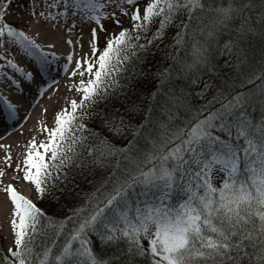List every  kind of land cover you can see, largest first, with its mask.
<instances>
[{
  "label": "snow or ice",
  "instance_id": "1",
  "mask_svg": "<svg viewBox=\"0 0 264 264\" xmlns=\"http://www.w3.org/2000/svg\"><path fill=\"white\" fill-rule=\"evenodd\" d=\"M13 2L0 0V44L7 37L30 55L39 53L38 59L47 63L46 54L23 31H18L7 22L6 17L11 14L9 10ZM111 2L117 5L121 15L129 18L131 29L123 27L116 12L109 15L100 12L105 7L101 0H83L82 7L77 0H52L49 4L50 8L61 5L80 7L96 27L90 29L89 53L76 59L75 67L71 70V76L80 79L74 82L69 91L78 93L79 100H68L66 106L55 113L52 127L42 126L41 132L46 140L37 142L35 137L29 140L22 162L15 166V171L23 175L18 174L13 179L29 183L40 199L54 196L58 183L67 178L71 168H84L89 163L88 158L94 161L97 156L113 154L112 150L105 153L103 141L99 142L101 146H97L95 141L87 144L89 138L78 134L85 130V125L79 123L80 112L107 95L124 62L130 55H135L130 50L143 49L162 39L178 13L191 16L195 9L203 8L201 0H145L142 9L141 0ZM34 6L35 0L31 5L25 4V13L30 17L57 21L67 14L66 11L59 14L51 11L37 13ZM232 11V8L221 10L225 17L230 16ZM72 14L75 15V12ZM102 19L113 20L120 31L108 32ZM154 24L157 26L152 39H148L146 44L133 43L139 41L141 36L132 33L147 32ZM52 26L58 28L59 24ZM74 27L75 24H72L67 31ZM100 32L105 33L102 47ZM180 38L178 36V40ZM66 43L71 46L73 41L67 40ZM48 46L55 47L54 44ZM0 59L4 57L0 56ZM67 61L73 63L72 54L67 56ZM193 62H207L206 52L199 46L193 47ZM7 64L16 72L23 71L26 79H34L33 72L20 69L12 60H8ZM40 71L36 69L35 76H39ZM208 87L210 85L205 84V88ZM0 102L5 104L10 116L15 115L14 104L4 97H0ZM246 102V98L237 95L222 104L219 112L209 113L187 130H181L174 137L178 143L173 144L172 139L165 141L158 151L146 157L152 165L148 171L124 178L122 182L117 181L113 192L87 211L82 222L62 245L55 250L46 247L38 256L33 255V249L36 236L44 227L42 210L11 183L0 188L13 206L9 222L13 247L7 249L11 260L0 257V264H108L89 247L87 236L90 233H96L104 242L114 243L125 239L131 255L148 256L149 264H240L241 257L249 255L245 251L248 248L253 250V264H264V135L258 141L251 138V122L243 115ZM235 108H239L240 112L234 114ZM230 117L233 119L229 121ZM214 121L220 123L217 125ZM217 127L221 131L227 129L225 134L229 141H222L219 136L213 135L212 130ZM169 144L172 146L169 147ZM7 147L0 145V148ZM240 153L243 157L238 155ZM11 159L6 152L3 157L6 166L11 167ZM242 161L244 170L249 173L245 181L237 179ZM221 173L224 174L223 182L217 188L213 180ZM4 175V170L0 169V177ZM177 179L185 181L188 198L175 212L156 208L137 217L136 223L131 222L125 212L110 220L105 215L108 209L123 199L125 189L133 184L162 181L170 187ZM194 188L202 189L204 194L198 195ZM121 224L123 227L119 226ZM142 238L147 239V248L142 245Z\"/></svg>",
  "mask_w": 264,
  "mask_h": 264
},
{
  "label": "trees",
  "instance_id": "2",
  "mask_svg": "<svg viewBox=\"0 0 264 264\" xmlns=\"http://www.w3.org/2000/svg\"><path fill=\"white\" fill-rule=\"evenodd\" d=\"M201 3L203 8L195 9L191 16L178 13L162 39L143 49H131L135 55L124 62L107 95L82 110L79 123L85 125V130L78 134L89 138L87 144L95 141L101 146L99 142L103 141L105 153L112 150L113 154L97 156L94 161L88 158L86 167L71 168L67 178L58 183L54 196L39 198L44 227L34 241V256L46 247L55 250L62 245L87 211L113 192L117 181L148 171L152 167L146 160L148 155L169 139L178 143L174 137L181 130H187L209 113L219 112L222 104L237 95L247 100L243 115L251 122V138L258 141L264 135V79L258 78L264 77V0H201ZM228 8L233 11L225 17L221 10ZM156 26L147 32L132 33L141 36L133 43L146 44L153 38ZM194 46L206 52V63L193 62ZM205 84L210 87L205 88ZM239 112V108L234 109V114ZM214 123L218 125L220 121ZM212 131L222 141L230 140L225 134L227 129L221 131L217 127ZM238 155L243 157L242 153ZM248 176L242 161L237 179L245 181ZM144 184L125 189L123 199L106 211L109 220L125 212L136 223L137 209H141L145 200H149L146 204L154 210L175 212L188 198L186 183L181 179L159 190L144 188ZM193 191L204 194L202 189ZM87 239L94 254L108 264L150 262L148 256H132L125 239L104 242L96 233H90ZM141 243L147 248L144 238ZM245 251L249 255L242 256L240 264H253V250ZM0 257H5L1 244Z\"/></svg>",
  "mask_w": 264,
  "mask_h": 264
},
{
  "label": "rangeland",
  "instance_id": "3",
  "mask_svg": "<svg viewBox=\"0 0 264 264\" xmlns=\"http://www.w3.org/2000/svg\"><path fill=\"white\" fill-rule=\"evenodd\" d=\"M80 4V7H82L83 0H77ZM52 1L49 0H35V6L34 11L40 12L44 11L45 13L53 12L54 14H59L63 10V6H58L54 8H50L49 4ZM94 2V0H93ZM102 3L105 4V7L103 9H100L99 11L102 12L104 15H109L112 12H116L117 17L121 20V23L124 28L131 29V23L128 17L123 16L120 14L119 9L117 8V5L111 0H101ZM145 0H141L140 7L141 9L144 6ZM25 4H32V0H14V2L11 4L10 7V13L6 20L9 24L13 25L18 31H23L25 35L27 36V30L29 26L34 21H38V24L40 27L45 28L51 32H55L57 34H60V37L64 36L66 38H69L68 40H72L73 44L71 46L67 45L68 48H70L73 52V63L67 64L65 60L67 57H59L58 51L60 49L59 45H56L52 41V37L49 35H45V37H42V46H45L47 44H54L55 47L52 48L54 50V54H58L56 57H51L50 63H43L41 59H38L39 53L36 55H30L29 52H26L24 48L16 44L14 42H11L9 38L5 37L3 38V43L0 44V56L4 57V59H0V82L9 81V77H16V79H20V82H23L25 87L23 91L16 86L14 90L12 91V94L16 95L19 99L22 98V106L25 105L24 110H28V116L33 117L36 116L37 124H36V131L38 132V135L36 137L37 142L41 140H46V136L41 132V128L43 125H47L48 127L53 126L54 122V116L57 111H59L61 108L66 106V103L68 100L71 99H77L79 100V94L76 93L74 90L69 91V88L74 84V82L78 81L80 78L78 76L72 77L71 73H69L68 78L66 79V75H63L65 71V65H68V68L70 67L73 69L75 67L74 61L76 59H79L81 56H83L86 53H89V46L88 41L90 39V29L93 27H96V24L92 22L91 25L88 26V17L85 16L81 23L84 25L80 29L77 30V28L72 29L70 32L67 31L68 26H65L63 21L58 18L57 21H50L46 20L45 18L38 17V16H29L25 13ZM68 6V5H66ZM73 8H76V11L78 14H80V7H77L75 5L71 6ZM124 7H127L126 5ZM23 17V18H22ZM106 29H108V32H119L120 28L115 25L113 20L111 19H102L101 21ZM54 23H58L59 27H53L52 25ZM77 30V31H76ZM100 46H103L104 42V36L105 33L100 32ZM28 37V36H27ZM29 38V37H28ZM30 40V39H29ZM45 42V43H43ZM64 44V42H62ZM37 45V44H36ZM65 45V44H64ZM38 46V45H37ZM59 46V47H58ZM39 47V46H38ZM49 47V46H48ZM40 50L44 52L43 47H39ZM76 53V54H75ZM77 56V58H75ZM65 59V60H64ZM12 60L14 63H20L22 65L30 64L28 69L35 73L36 69H41L39 76H35L34 78L40 79L42 81H46L50 83V86L52 88L46 90L44 94H41L40 91L41 87L44 86L45 82H42L37 85H31L30 79H26L24 72H16L15 69L8 66L7 61ZM22 61V62H20ZM33 62V63H32ZM68 69L67 71L71 70ZM66 71V72H67ZM17 74V75H15ZM61 79L62 83L58 85V87H55L56 84L54 82L56 80ZM64 79V80H63ZM12 82V81H11ZM1 85V84H0ZM21 85V84H20ZM23 98H26V102ZM43 109V112L39 110V108ZM46 110V111H45ZM0 115L5 118V125L4 129L0 130V141L7 140V137L10 138L14 135V129L16 126H18V120L14 118V116H9V111L3 106H0ZM83 111L80 112V117H82ZM40 122V124H39ZM24 128V127H22ZM21 128V129H22ZM31 132H29L28 135H26L25 139L26 141L22 143V145L17 144V141L11 140L7 143V148H3L5 152H7L8 155L12 154L13 159L11 160V167L4 166L1 169L4 170L5 175L2 178V182L4 183H11L14 188L25 197L32 200L34 204L38 207V201L39 197L35 193L32 186L21 180H14L13 182H7L8 178H13L16 175H23L22 173H17L15 171V166L17 163H21L23 160L24 152H25V146L29 140L32 139ZM255 165H252V167ZM223 173L218 174L216 178L213 180V184L215 187L220 186V182L222 181ZM163 186V187H162ZM144 188H155L157 187L159 189H165L167 186L164 185L162 181H156L154 183H145ZM162 187V188H161ZM3 188V187H0ZM164 194V193H163ZM0 200L6 201L5 203L10 207V210H12V205L10 201L8 200L6 193L3 191H0ZM144 204L141 206V209H137L138 217L143 216L146 212L154 211L152 207L147 206V202L149 200L143 201ZM9 214V213H8ZM4 217H0V244L2 249V254L5 257H9L7 249L9 247H13V235L11 233L10 229V219L11 216L8 215ZM145 243L147 244V239H144Z\"/></svg>",
  "mask_w": 264,
  "mask_h": 264
},
{
  "label": "bare ground",
  "instance_id": "4",
  "mask_svg": "<svg viewBox=\"0 0 264 264\" xmlns=\"http://www.w3.org/2000/svg\"><path fill=\"white\" fill-rule=\"evenodd\" d=\"M49 1H52V0H49ZM78 2V1H77ZM63 6V10L62 12H65L66 11V15H64L63 17H59L61 21H63V23L65 24V26H68V27H71L72 24H75V27L72 28V29H75L77 28L80 29L82 26L84 27V25H82L81 23V20L87 16L85 14V12H82L80 10V14L77 13L76 11V8H73L71 6H66V5H62ZM75 12V15H73L72 13ZM88 26L92 24V21L88 20ZM41 26V25H40ZM39 24H38V21H34L32 22V24L29 26L28 30H27V36L29 37V39L31 41H33L35 44H37L39 47H43L44 48V52H46V56H47V60L48 62L47 63H50L51 62V57H58L57 55L59 54V57L63 56V57H67L69 54H72L74 55V52L67 47V43L66 41L69 39V38H66L64 36L60 37V34H57L55 32H51L45 28H42L40 27ZM76 30V31H77ZM45 35H49L52 37V41L53 43H55L56 45H59L60 46V49L58 51V54H54L56 52H54V50L50 47L47 46V44L45 46H42L41 43H42V37H45ZM62 42H64V44H62ZM45 43V42H43ZM58 46V47H59ZM76 54V53H75ZM77 58V56L75 57ZM65 60V59H64ZM22 62V61H20ZM65 62L68 64V61L67 59L65 60ZM14 63V62H13ZM33 63V62H32ZM17 65V67H19L20 69L22 70H27V71H30L28 69L29 65L30 64H26V65H22L20 63H14ZM68 69H71L70 67ZM72 70V69H71ZM71 70L69 71H64L63 75H66V79L68 78V75L69 73H71ZM35 74V73H34ZM17 75V74H15ZM9 81H5L4 82H0V97H4L6 98L7 101H10L12 104L15 105V115H14V118H16L18 120V126H16L15 128L13 127L14 129V135L10 138L7 137V140H4V141H0V145H7L8 142H10L11 140H14V141H17V144H20L22 145L23 141L25 142L27 138L26 135L29 134V132H31V136L30 137H37L38 135V132L35 130L36 129V116H33V117H29L27 114H28V110H24L25 108V105L22 106V103L20 101H22V98L20 97V99L12 94V91L14 90V88H16V86H18L22 91L25 87L24 83L23 82H20V79H16V77H9ZM64 80V79H63ZM12 81V82H11ZM30 81L32 82L31 85H37V84H40L42 82H45L44 86L39 88L41 89L40 93L44 94L46 92V90L52 88L50 86V83L49 82H46V81H42L41 78L40 79H37V78H34V79H30ZM62 83L61 79L59 80H56L54 82V84H56L55 87H58V85H60ZM21 84V85H20ZM12 90V91H11ZM26 102V98H23ZM0 106L3 108H5V110L7 109V107L5 106V104L3 102H0ZM8 110V109H7ZM40 111L43 112V109H41V107L39 108ZM10 116V115H9ZM4 117H2L0 115V129H2L4 127ZM40 124V122H39ZM24 127V128H22ZM22 128V129H21ZM5 151L3 150V148H0V169L5 165L4 161H3V157L5 156ZM9 156H11V158L13 159V156L12 154H10ZM11 159V160H12ZM2 177H0V187H4L7 185V183H4L2 182ZM14 179L13 178H8V181L7 182H13ZM6 201L4 200H0V217H4V216H7L10 215L11 216V212L12 210H10V207L5 203Z\"/></svg>",
  "mask_w": 264,
  "mask_h": 264
}]
</instances>
